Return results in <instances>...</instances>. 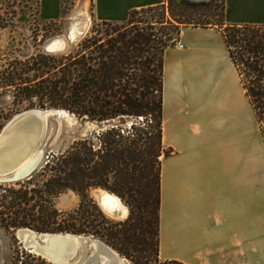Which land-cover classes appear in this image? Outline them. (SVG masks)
Returning a JSON list of instances; mask_svg holds the SVG:
<instances>
[{
  "label": "trees",
  "instance_id": "1",
  "mask_svg": "<svg viewBox=\"0 0 264 264\" xmlns=\"http://www.w3.org/2000/svg\"><path fill=\"white\" fill-rule=\"evenodd\" d=\"M188 25L223 29L264 123V24L227 23L226 0H169L168 6L133 9L126 21H99L67 52H39L30 65L34 77L18 78L25 96H36L40 107L66 109L78 122L97 127L48 157L40 168L47 176L41 185H29L37 168L19 188L0 186V223L9 230L95 235L136 264L161 262L162 157L173 152L163 143L164 57ZM96 187L121 197L129 217L115 221L99 209L89 194ZM69 189L81 202L60 211L55 200ZM23 252L26 257L16 264H52Z\"/></svg>",
  "mask_w": 264,
  "mask_h": 264
},
{
  "label": "crops",
  "instance_id": "2",
  "mask_svg": "<svg viewBox=\"0 0 264 264\" xmlns=\"http://www.w3.org/2000/svg\"><path fill=\"white\" fill-rule=\"evenodd\" d=\"M39 1L42 19L63 17V0ZM165 2L93 0V16L122 22ZM226 22L264 24V0H226ZM178 41L164 57L163 143L173 152L162 157L160 261L264 264V123L222 28L184 26ZM202 81L203 97L188 87ZM202 100L204 127L196 123Z\"/></svg>",
  "mask_w": 264,
  "mask_h": 264
},
{
  "label": "rangeland",
  "instance_id": "3",
  "mask_svg": "<svg viewBox=\"0 0 264 264\" xmlns=\"http://www.w3.org/2000/svg\"><path fill=\"white\" fill-rule=\"evenodd\" d=\"M168 2L169 0L165 2L167 6ZM39 10V0H0V131L15 114L29 108H42L38 105L39 99L36 96L27 98L17 84L19 77L24 80L34 77V70L30 69L33 57L39 52L58 55L67 52L72 45L76 44L91 31L95 23L99 22L93 16V0H63L65 14L63 18L56 20L57 22L42 19L39 15ZM75 26L80 27V31H77L76 35L72 36L71 33L74 31ZM57 41L62 42L60 44L62 46L59 45L60 47L56 49L48 50V45ZM177 43L179 41L174 44ZM243 76L246 81H249V75L244 73ZM188 87H190V91L198 93L202 97L209 90L208 84L203 81L196 86L192 84ZM171 91H173V87L169 83L167 92ZM170 106L171 102L167 100V111H169ZM200 106L201 116L196 123L204 127L205 112L203 100L200 101ZM96 127L97 124L95 123L78 122L76 117H65L52 125L41 144L42 150L37 147L34 153L36 154L40 151L42 156L44 155L37 172H40L41 166L50 155L66 151L76 139L82 135L90 134ZM46 177L40 172L32 181V184L29 185L33 186L35 183L41 185ZM29 178L26 177L16 181H0V186L19 188L20 183L27 184L26 182ZM89 194L96 201L99 209L109 218L115 221H124L129 217V206L121 197L110 190L96 187L90 189ZM110 194L118 197L122 210H119L120 208H117V210H106L104 208L103 198L110 196ZM80 202L81 195L72 189L64 191L55 200L56 207L60 211H71L77 208ZM16 232L17 229L9 230L0 223V264H16L18 257L22 259L26 257L23 251L30 252L23 246ZM261 238L264 239V218H261ZM31 253L38 255L35 252ZM23 254L24 256H22ZM122 256L128 258L125 255ZM46 260L49 261L48 259ZM128 260L132 264H136L130 258ZM51 263L54 264L53 262ZM169 263L178 264L177 262H147V264Z\"/></svg>",
  "mask_w": 264,
  "mask_h": 264
},
{
  "label": "water",
  "instance_id": "4",
  "mask_svg": "<svg viewBox=\"0 0 264 264\" xmlns=\"http://www.w3.org/2000/svg\"><path fill=\"white\" fill-rule=\"evenodd\" d=\"M49 45L48 50H52ZM64 110L29 108L5 124L0 131V181H16L32 175L44 155L32 160L30 157L37 146L41 149L47 131L59 120L75 117L66 110L72 115L69 117ZM16 234L26 249L54 264H130L128 258L95 235L40 232L30 227H20Z\"/></svg>",
  "mask_w": 264,
  "mask_h": 264
},
{
  "label": "bare ground",
  "instance_id": "5",
  "mask_svg": "<svg viewBox=\"0 0 264 264\" xmlns=\"http://www.w3.org/2000/svg\"><path fill=\"white\" fill-rule=\"evenodd\" d=\"M74 31L71 33V35L72 36H75L76 35V33H77V31H80V27H78V26H75L74 27V29H73ZM71 37V36H70ZM71 38H73V37H71ZM60 44H62V42L60 43L59 41H57L56 43H51L50 45H49V47H50V49H56L57 47H60V46H62V45H60ZM60 45V46H59ZM64 112H65V114L66 115H68L69 117H71L72 115H70L66 110H64ZM38 147V146H37ZM37 149V148H36ZM36 151V150H35ZM35 151L33 152V154L31 155V157H30V160H32V159H36V158H39V157H42V153L39 151L38 153H36V154H34L35 153ZM29 160V161H30ZM29 161H27V163L29 162ZM112 195V196H111ZM101 200H102V197H101ZM103 200H104V208L106 209V210H114V209H116L117 210V208H120L119 210H122L121 209V206L119 205V199H118V197L117 196H115V195H113V194H110V196H108V197H104L103 198ZM125 210V209H124ZM128 262L130 263V264H132V262L131 261H129L128 260ZM169 264H171V263H169Z\"/></svg>",
  "mask_w": 264,
  "mask_h": 264
}]
</instances>
